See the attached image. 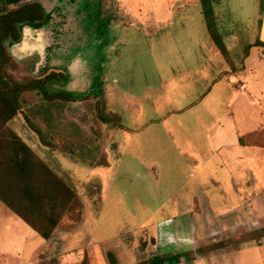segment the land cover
I'll return each instance as SVG.
<instances>
[{"label":"rangeland","instance_id":"obj_1","mask_svg":"<svg viewBox=\"0 0 264 264\" xmlns=\"http://www.w3.org/2000/svg\"><path fill=\"white\" fill-rule=\"evenodd\" d=\"M37 2L52 50L34 73L37 57L17 62L5 42L7 73L26 83L61 72L62 83L48 89L74 100L49 103L25 93L7 127L75 190L81 220L63 219L47 259L43 240L0 202V264H59L60 255L66 264H109L108 253L116 264L161 257L164 264H264V237L255 235L264 229V150L237 146L219 157L208 142L220 120L226 128L259 119L244 95L256 98L262 76L249 73L234 106L230 68L245 64V46L264 42V0H211L230 62L209 38L201 0ZM116 7L172 25L156 34L138 30ZM263 50L251 48L245 64L260 74ZM224 72L207 85L208 76ZM166 219L172 224L162 226ZM164 231L178 234L175 243H158ZM221 242L220 250H202Z\"/></svg>","mask_w":264,"mask_h":264},{"label":"trees","instance_id":"obj_2","mask_svg":"<svg viewBox=\"0 0 264 264\" xmlns=\"http://www.w3.org/2000/svg\"><path fill=\"white\" fill-rule=\"evenodd\" d=\"M201 3L209 38L220 55L229 60L228 50L217 28L211 0H201ZM45 18L37 0H0V202L11 215L17 216L42 240L47 241L66 216H69L73 224L80 222L77 194L35 157L31 148L9 130L7 123L21 112V97L25 93H39L49 103L70 102L74 98L71 94L48 89L51 83H62L65 77L61 72L51 71L26 83L13 81L7 73L11 58L5 46L9 40H19L20 29L25 22L39 26ZM262 46L264 43L260 41L245 46L244 56L248 55L251 48ZM26 121L30 124L28 119ZM32 131L41 135L33 126ZM239 144L264 148V132L240 137ZM255 235L264 237V229ZM224 246L225 243L221 242L202 250L215 251ZM107 260L109 264L117 263L111 253L107 254ZM165 261V257L153 258L146 264H164Z\"/></svg>","mask_w":264,"mask_h":264},{"label":"crops","instance_id":"obj_3","mask_svg":"<svg viewBox=\"0 0 264 264\" xmlns=\"http://www.w3.org/2000/svg\"><path fill=\"white\" fill-rule=\"evenodd\" d=\"M117 9V14L120 15H124V18L130 19L131 22L138 28V30L141 29H146V30H150L152 31L154 34L157 33V30L159 28H165L168 26L172 25L171 22V18H167L166 21H158V18L155 17V20H153V25L151 24L152 21H150L149 23H147L146 21H141L139 18L135 17V16H129V14H131V11L126 10L125 8H121V7H116ZM169 12V17L171 15L170 13V9H168ZM215 14V13H214ZM216 17V16H215ZM109 25V24H108ZM151 32V34H153ZM113 32L110 31V29L107 30L106 32V36L107 37H111L113 34ZM140 33V32H139ZM264 43V42H262ZM262 48L264 49V46H262ZM228 50V49H227ZM229 53V62L231 60L230 57V52ZM250 58V53L247 55V57L244 59V62L246 64V61ZM243 61V60H242ZM262 64V72L260 74V72L254 70L252 67H246L245 64L240 66V68L236 69L235 67H232L230 69L233 70L234 73V79L232 81L233 85L235 86V90L237 91L235 93V98L233 99L234 101V106L239 98V94L238 92H240V94H242L241 90L242 87L245 86L246 79L249 76V73L251 74V76L253 78L255 77H259L260 75L263 78V83H264V50L262 51V55H261V61L259 62ZM220 68L215 71L216 73H219L220 71H223V68H221V64H219ZM214 71V70H213ZM226 72L220 74L221 76H215L214 77V73L211 74L210 76H208V83L207 85H216L219 81H220V77H223V75H225ZM218 81V82H217ZM79 88L82 87V85L79 83ZM254 88H258L255 93H256V98L251 96L249 94V92L246 90L245 91V98L247 99V101L252 104L255 105V110L256 112H258V117L259 119L254 122L253 120L247 119L246 121H243L241 124L236 123L235 121H233L232 123H229L226 128L224 127V125L222 124V120H220L212 129L211 132L209 133V137H208V142L210 147L212 148L213 152H215L219 157H220V153H229L231 150H234V148H236L237 146L241 147V148H255V147H249V146H241L239 144V138L246 136L248 134H252L255 132H264V86L262 85L259 89V87H254L253 86V90ZM254 107V106H253ZM212 107L210 110V114H212ZM253 123H256L254 126L251 127V125ZM247 129V130H246ZM258 149H262L264 150V148H258ZM141 148L138 149L139 153L141 154ZM263 198H264V194H263ZM250 206H253L252 204H250ZM251 212L252 209H251ZM12 218H16L14 220H17V216L14 215V217ZM11 218V219H12ZM19 220V219H18ZM56 230H55V234H56ZM54 239L50 238L49 240L45 241L43 240V243L41 244V246H45V255H47V259L48 256L53 255V250H54V245H53V241ZM264 240V238H263ZM57 248L59 246V248L61 247L62 249V244H61V240L58 238H55ZM264 243V241H262ZM50 253L49 255L47 253ZM63 252V251H62ZM59 260V264H66L65 259L63 258L62 255H60L58 257Z\"/></svg>","mask_w":264,"mask_h":264},{"label":"clouds","instance_id":"obj_4","mask_svg":"<svg viewBox=\"0 0 264 264\" xmlns=\"http://www.w3.org/2000/svg\"><path fill=\"white\" fill-rule=\"evenodd\" d=\"M44 32V28H33L29 23L25 22L21 29V39L18 42L12 43L11 48H9V55L12 56L13 60H17V62L36 55L40 57V61L42 62L45 58L46 48L48 46L47 41L44 39ZM161 224L162 226H169L172 224V220H162ZM177 238V233L164 231L160 233L158 243H160L162 247L171 245L175 243ZM180 239H182L185 244L191 243V240L187 237H180ZM194 264H202V260L195 261Z\"/></svg>","mask_w":264,"mask_h":264},{"label":"flooded vegetation","instance_id":"obj_5","mask_svg":"<svg viewBox=\"0 0 264 264\" xmlns=\"http://www.w3.org/2000/svg\"><path fill=\"white\" fill-rule=\"evenodd\" d=\"M42 2L44 1H46V0H41ZM43 9V8H42ZM46 18H47V15H46ZM45 22V21H44ZM43 22V23H44ZM43 23H41L39 26H35V25H31V27H33V28H41V25L43 24ZM23 27V26H22ZM22 27H21V29H22ZM21 29H20V37H19V40L21 39ZM44 39L47 41V43H48V46H47V48H46V51L47 50H52V44H51V38L46 34V32H44ZM19 40H17V41H15V40H9L8 42H7V46H8V48H11V45H12V43L13 42H18ZM14 51V50H13ZM36 56V55H35ZM37 57V63L36 64H38L39 62H41L40 61V57L39 56H36ZM29 59V58H28ZM45 61H46V53H45V58H44V60L39 64V66H38V70H37V72H35V70H33L34 71V73H38V71H39V67L40 66H43L44 65V63H45ZM161 249V253H163L164 251L162 250L163 248H161V247H157V250H160ZM170 254V253H169ZM179 263V262H178ZM177 264V263H176Z\"/></svg>","mask_w":264,"mask_h":264},{"label":"water","instance_id":"obj_6","mask_svg":"<svg viewBox=\"0 0 264 264\" xmlns=\"http://www.w3.org/2000/svg\"><path fill=\"white\" fill-rule=\"evenodd\" d=\"M8 53H9V49H8ZM12 57V56H11ZM19 59V58H18ZM21 61V60H20ZM41 62H39L38 64H36V66H35V72H37V70H38V66H39V64H40Z\"/></svg>","mask_w":264,"mask_h":264}]
</instances>
